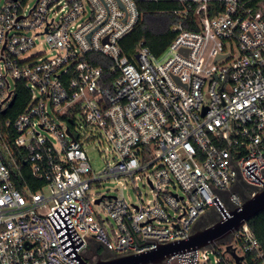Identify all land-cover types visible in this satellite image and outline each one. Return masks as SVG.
Returning a JSON list of instances; mask_svg holds the SVG:
<instances>
[{"label":"built area","instance_id":"1","mask_svg":"<svg viewBox=\"0 0 264 264\" xmlns=\"http://www.w3.org/2000/svg\"><path fill=\"white\" fill-rule=\"evenodd\" d=\"M30 1L0 0V114L18 85L31 95L16 118L0 117V264L91 263L96 243L112 257L147 253L188 240L205 216L220 220L263 189L261 6L172 0L176 35L157 56L120 44L139 2L156 0ZM43 44L48 51L29 55ZM83 127L112 154L100 172ZM21 161L44 181L39 190L17 187ZM138 174L148 200L94 192ZM229 238L149 264H264L248 222Z\"/></svg>","mask_w":264,"mask_h":264},{"label":"trees","instance_id":"2","mask_svg":"<svg viewBox=\"0 0 264 264\" xmlns=\"http://www.w3.org/2000/svg\"><path fill=\"white\" fill-rule=\"evenodd\" d=\"M243 1L261 6L264 13V0ZM177 7V4L172 0L140 1V19L134 30L121 40L123 51L130 54L134 52L138 44L143 43L157 56L164 53L176 35L173 26L179 22V18L172 11ZM30 96L28 89L21 84L18 85L13 106L8 107L4 114H0V117L2 119L16 118L28 105ZM18 167V171L15 172V180L19 189L24 190L28 186L33 191H37L45 184L44 181L38 180L32 175L28 162L21 161ZM218 220L219 218L216 216H209L201 229L211 226ZM248 225L264 250V212L252 218ZM226 241L227 239H223L221 243H226ZM94 248V261L112 257V254L103 245L96 243Z\"/></svg>","mask_w":264,"mask_h":264},{"label":"water","instance_id":"3","mask_svg":"<svg viewBox=\"0 0 264 264\" xmlns=\"http://www.w3.org/2000/svg\"><path fill=\"white\" fill-rule=\"evenodd\" d=\"M15 98L9 103V107L13 106ZM71 135L70 130L68 129ZM100 202V199L97 200ZM264 212V187L253 197L248 199L240 210L231 211L228 214L224 212V218L218 220L211 226L197 230L186 241L170 243L159 247L154 251L143 254H131L125 256H117L109 259H98L91 263L83 264H149L160 263L166 256L172 255L183 249L191 247H207L212 242L223 240L229 235L237 232L240 228L252 218ZM239 262L240 258L235 256Z\"/></svg>","mask_w":264,"mask_h":264},{"label":"rangeland","instance_id":"4","mask_svg":"<svg viewBox=\"0 0 264 264\" xmlns=\"http://www.w3.org/2000/svg\"><path fill=\"white\" fill-rule=\"evenodd\" d=\"M35 0H31L30 4H33ZM44 40V38H41ZM46 50L48 51L47 45L43 44L36 48H34L29 55H35L39 52ZM83 132H86V144L85 149L90 159V163L93 169L96 172L102 171L108 162L113 161L112 154H110V149L108 144L102 140V137L99 134V131L93 130L91 128H82ZM94 192L97 195H112L120 198H125L128 202L136 203L140 198L144 200H148L152 198V193L150 191L149 186L147 185L146 176L143 174H138L135 180L126 179V178H111L109 180L103 181L100 186L94 188ZM104 206L96 205L95 209L99 211L101 214L104 213ZM216 216L219 218V214L217 212L211 213L208 216H205L199 223V228H202L204 223L209 219V216ZM231 238L227 239L226 242H231ZM224 249V247H223Z\"/></svg>","mask_w":264,"mask_h":264}]
</instances>
